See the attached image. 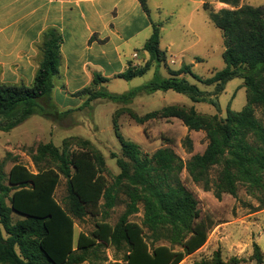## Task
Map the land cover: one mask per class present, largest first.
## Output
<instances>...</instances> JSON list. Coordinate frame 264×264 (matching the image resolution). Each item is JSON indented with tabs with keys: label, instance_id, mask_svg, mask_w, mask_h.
Listing matches in <instances>:
<instances>
[{
	"label": "trees",
	"instance_id": "trees-1",
	"mask_svg": "<svg viewBox=\"0 0 264 264\" xmlns=\"http://www.w3.org/2000/svg\"><path fill=\"white\" fill-rule=\"evenodd\" d=\"M138 1L149 15L148 0ZM217 2L233 7L216 11L208 2L204 4L211 22L222 32L225 68L203 79L192 72V66L183 64L168 78L156 74L144 89L173 90L200 102L204 92L189 83L187 76L207 86L215 85L219 94L229 81L241 77L240 69L245 68L247 103L243 109H228L224 119L201 115L194 107L166 106L143 117L131 112L138 124L175 118L189 131H204L208 140L205 150L187 161L170 147L144 154L136 143L123 137L114 121L123 157L113 155L121 172L111 184L104 175L105 157L88 141L74 139L79 148L72 151H61L51 142L41 144L33 160L39 167L41 161L50 159L56 167H39L33 173L24 165L15 164L8 175L0 174V264H96L93 259H99V252L107 247L124 252L123 263L116 264H180L206 242L197 226L199 201L185 185L183 171L217 199L224 194L237 197L239 185L243 184L246 193L257 202L254 212L264 210V124L255 115L257 107L264 111V7L240 5V0ZM160 31L161 24H154L143 48L149 55L146 63L130 65L118 78L132 80L143 76L153 64L165 60ZM62 42L56 30L44 35L43 59L32 86L0 85V116L20 111L11 125H5L7 130L34 115L38 101L51 94L52 78L59 73ZM106 81L96 74L93 86ZM86 93H91L89 88L77 95ZM91 95L98 98L108 94ZM184 144L192 153L189 137ZM61 178L66 180V195L60 202L55 193ZM122 195L126 210L113 226L107 219ZM140 204L144 206V217L138 224L129 217L139 213ZM99 215L101 220L93 231L81 232L75 242L76 221ZM253 258L257 264H264L256 243ZM230 262H224L217 252L212 264H233L236 259Z\"/></svg>",
	"mask_w": 264,
	"mask_h": 264
},
{
	"label": "rangeland",
	"instance_id": "rangeland-1",
	"mask_svg": "<svg viewBox=\"0 0 264 264\" xmlns=\"http://www.w3.org/2000/svg\"><path fill=\"white\" fill-rule=\"evenodd\" d=\"M206 2L216 11L233 9L217 0ZM240 5L264 7V0H240ZM202 15V31L205 35L194 49L185 54L180 53L177 48L170 52L163 51L165 60L159 65L153 64L143 76L132 80L119 78L108 84L89 88L91 93H107V96L93 98L91 93H86L81 96L82 101L72 99L57 103L50 101L48 97L43 98L37 103L36 113L11 130H7L6 126L15 121L20 111L0 116V174L8 175L15 164L24 165L33 173L39 167H56V163L50 159L41 161L39 167L37 166L33 157L38 147L51 142L61 151H72L79 148L74 139H80L88 141L91 147L105 157L104 175L111 184L121 172L113 155L123 157L121 144L115 135L114 121H117L123 137L136 143L144 154L152 155L160 148L170 147L187 161L191 156L202 153L208 144L204 131H189L182 121L173 119H155L138 124L131 116V112L143 117L166 106H179L187 109L194 107L201 115H217L224 119L228 109L240 111L246 105L247 88L244 76L248 72L245 68L240 69L241 77L229 81L225 90L219 94L215 91V85L207 86L192 76H187L189 83L197 85L204 92L200 102H194L189 95L173 90L149 92L144 89L156 74L168 78L171 71L179 70L183 64L192 66V72L203 79L210 78L215 72L225 68L222 32L211 22L207 11H203ZM176 27L178 29V24ZM174 30L168 29L167 32L174 37L177 31L182 32L180 28ZM184 40L189 43L194 38L188 36ZM145 63L143 61L142 65ZM255 115L264 124V111L261 108L255 109ZM187 137L193 144L192 153H188L184 144ZM215 175L216 173L213 176L216 177ZM182 179L199 201L200 220L197 226L206 237V242L180 264H212L217 252L226 263L236 259L233 264H257L253 258L255 243L259 245L264 260V210L254 212L257 202L246 193L243 184L239 185L237 197L224 194L222 199H217L212 191H204L200 185L194 184L186 171H183ZM65 195L66 180L61 178L55 196L61 202ZM121 197L120 204L110 211L107 219L113 226L126 210L125 197ZM139 207V213L130 216L129 220L141 224L144 206L140 204ZM100 220L99 215L76 221L75 242L81 232H92L95 223ZM175 249L181 250L179 247ZM123 256L124 252H116L113 247H107L101 249L99 259L93 261L96 264L123 263Z\"/></svg>",
	"mask_w": 264,
	"mask_h": 264
},
{
	"label": "crops",
	"instance_id": "crops-1",
	"mask_svg": "<svg viewBox=\"0 0 264 264\" xmlns=\"http://www.w3.org/2000/svg\"><path fill=\"white\" fill-rule=\"evenodd\" d=\"M205 2L148 0V15L138 0H0V85L32 86L43 59L44 35L56 30L63 38L61 61L48 98L82 101L77 94L93 86L96 74L108 84L130 65L149 59L143 48L154 24H161L162 51L194 49L205 35ZM168 29L177 31L175 37ZM188 36L194 40L186 42Z\"/></svg>",
	"mask_w": 264,
	"mask_h": 264
},
{
	"label": "built area",
	"instance_id": "built-area-1",
	"mask_svg": "<svg viewBox=\"0 0 264 264\" xmlns=\"http://www.w3.org/2000/svg\"><path fill=\"white\" fill-rule=\"evenodd\" d=\"M135 57H137L138 55L136 54V55H134Z\"/></svg>",
	"mask_w": 264,
	"mask_h": 264
}]
</instances>
